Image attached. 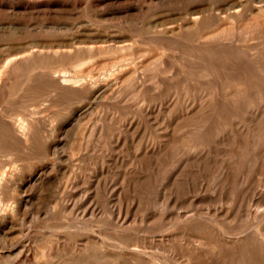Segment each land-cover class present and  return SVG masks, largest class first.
Returning <instances> with one entry per match:
<instances>
[{"label":"rangeland","instance_id":"1","mask_svg":"<svg viewBox=\"0 0 264 264\" xmlns=\"http://www.w3.org/2000/svg\"><path fill=\"white\" fill-rule=\"evenodd\" d=\"M0 6V264H264V0Z\"/></svg>","mask_w":264,"mask_h":264},{"label":"bare ground","instance_id":"2","mask_svg":"<svg viewBox=\"0 0 264 264\" xmlns=\"http://www.w3.org/2000/svg\"><path fill=\"white\" fill-rule=\"evenodd\" d=\"M239 4H241V1L239 2ZM234 5V4H233ZM232 6V5H231ZM237 6H238V4H237ZM1 7V6H0ZM234 7V6H233ZM236 7V6H235ZM196 8V7H195ZM230 8V7H229ZM1 9V8H0ZM194 9V8H193ZM199 10V9H198ZM200 10H201V8H200ZM200 10H199V12H196V13H200ZM205 10V9H204ZM231 10V9H230ZM236 9H234V11H235ZM240 10H242V9H240ZM226 11V10H225ZM234 11H231V12H229L230 13V15L229 16H232V14L234 13ZM239 11V10H238ZM227 13V12H226ZM201 14V13H200ZM240 15V14H239ZM192 16V15H191ZM191 16H190V18H191ZM199 16V15H198ZM204 16V15H203ZM220 16V15H219ZM186 17V16H185ZM228 17V16H227ZM229 18H231V17H229ZM191 19H193L194 20V17L193 18H191ZM190 19V20H191ZM5 20V19H4ZM3 21V20H2ZM5 23H6V21H4ZM8 22V21H7ZM12 22V21H11ZM195 22V21H194ZM0 23H1V21H0ZM3 23V22H2ZM12 26V23H10L9 25H3V24H0V31H3L2 30V28H6V29H8V27H11ZM23 25V24H22ZM14 26V25H13ZM14 28V27H13ZM168 28V27H167ZM162 30H164V29H162ZM167 30V29H166ZM6 31V30H5ZM10 32V31H9ZM158 32H159V29H158ZM165 32H167V31H165ZM15 33V32H14ZM164 33V32H163ZM3 36V35H2ZM9 39V38H8ZM12 39V38H11ZM7 41V40H6ZM12 40H10V42H11ZM35 41V40H34ZM4 42V41H3ZM68 42V41H67ZM78 42V41H77ZM26 43V42H25ZM31 43H33V42H31ZM47 43V42H46ZM64 43V42H63ZM5 44V43H4ZM9 44V43H8ZM12 44H14L13 43V41H12ZM11 43H10V45H7V44H5V45H7V46H5L4 48H2V49H5L7 52H5V53H0V102L2 103V100L3 99H5L7 96H9L10 95V89L8 90V88H7V86H8V84L10 83V79H11V77H12V75H13V73H14V71H15V68L17 67V65H18V63H22V62H24L25 61V53L27 52V51H25L26 50V48H27V46H26V48H25V45H12ZM20 44V43H19ZM22 44V43H21ZM52 44H54V43H52ZM73 44V43H72ZM2 45V44H1ZM36 45H38V46H44V44H42V43H37ZM46 45V44H45ZM70 45V44H69ZM69 45H68V47H69ZM29 46V45H28ZM56 46V45H55ZM75 46V45H74ZM2 47H3V45H2ZM77 47V46H76ZM29 48V47H28ZM37 49H38V47H36ZM48 48V47H47ZM59 48V47H58ZM66 48V47H65ZM82 48V47H81ZM43 49V48H42ZM52 49H54L53 47H52ZM207 50V49H206ZM28 51H30V49L28 50ZM35 51V50H34ZM64 51V50H63ZM4 52V51H3ZM22 53V54H21ZM30 53V52H29ZM36 53V52H35ZM16 55V56H15ZM29 56V55H28ZM29 57H31V56H29ZM30 60V59H29ZM29 60H28V62H29ZM32 60V59H31ZM27 61V60H26ZM31 66V65H30ZM59 66V65H58ZM36 68H37V66H35ZM61 67H62V65H61ZM35 68V69H36ZM48 68V67H47ZM52 68V67H51ZM50 68V69H51ZM52 71L50 72V75L51 76H54V75H56V73L58 72V70H57V68L55 69V68H53V69H51ZM64 71H66V70H64ZM68 73V72H67ZM36 74V73H35ZM45 74V73H44ZM71 74V73H70ZM50 75H47L48 77H50L51 78V76ZM76 76V75H75ZM55 78V77H54ZM63 78H65V77H63ZM82 78V77H81ZM62 79V78H61ZM71 79V78H70ZM75 78H73V80H74ZM80 79V78H79ZM55 81L57 80V79H54ZM60 80V79H59ZM62 81V80H61ZM65 81V80H64ZM64 81H63V83H64ZM66 81H68V80H66ZM65 81V82H66ZM65 84V83H64ZM75 84V83H74ZM85 84V83H84ZM87 84V83H86ZM86 84H85V86H86ZM91 84V83H90ZM67 85V84H66ZM75 85H77V84H75ZM56 86H58V85H56ZM83 87V86H82ZM86 87H88V84H87V86ZM92 87V86H91ZM21 88V87H20ZM54 88V87H53ZM52 88V89H53ZM57 88V87H56ZM85 88V87H84ZM16 89V88H15ZM13 90H14V88H13ZM16 91V90H15ZM25 91V90H24ZM14 91H12V94H15V93H13ZM22 93H23V91H22ZM0 107H1V105H0ZM4 110V109H3ZM5 111V110H4ZM3 117V116H2ZM7 117H9V118H11L12 119V121H9V119H7L6 118V120L4 121L5 122V125L7 126V128L8 129H10V130H12L14 133H18V131H20V133H21V136L23 137V138H25V137H27V135H28V132H26V130H28L27 128L25 129V127H27V126H25L26 124H25V120H23L18 126H16V125H14V123H17V122H15L14 121V118H13V116L10 114V115H7ZM5 118V117H4ZM3 122V121H2ZM2 122H1V125H2ZM18 123H19V121H18ZM17 123V124H18ZM27 123V122H26ZM30 124V123H29ZM3 126H4V124H3ZM10 127V128H9ZM4 128H6V127H4ZM20 135V134H19ZM16 136V135H15ZM30 136V134L28 135V137ZM28 137H27V139H28ZM25 140H23V141H21L22 143L24 142ZM21 142H20V144H21ZM26 143V142H25ZM28 145V144H27ZM24 146V145H23ZM25 147V146H24ZM6 149V148H5ZM6 180H7V176L5 175V173L3 172L2 174L0 173V188H1V186H4V184H5V182H6ZM7 206V205H6ZM2 207H4V209L0 212V214H3V215H5V214H7L8 213V209L5 207V206H2ZM9 207H11V206H9ZM74 225V224H73ZM69 227V226H68ZM74 230V229H73ZM236 238H238V237H236ZM237 240V239H236ZM163 261H165V260H163ZM167 261V260H166ZM166 261H165V264H166ZM160 263V262H159ZM170 263V262H169ZM238 263V262H237ZM168 264V263H167ZM254 264V263H253Z\"/></svg>","mask_w":264,"mask_h":264}]
</instances>
